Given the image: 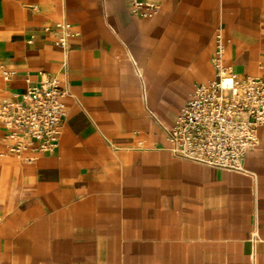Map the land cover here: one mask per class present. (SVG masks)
Segmentation results:
<instances>
[{
    "label": "crops",
    "instance_id": "1",
    "mask_svg": "<svg viewBox=\"0 0 264 264\" xmlns=\"http://www.w3.org/2000/svg\"><path fill=\"white\" fill-rule=\"evenodd\" d=\"M137 1L159 9L0 0V102L40 72L66 89L54 151L0 142V264H264V125L242 171L179 159L165 136L215 78L216 32L225 67L264 75V0Z\"/></svg>",
    "mask_w": 264,
    "mask_h": 264
},
{
    "label": "built area",
    "instance_id": "2",
    "mask_svg": "<svg viewBox=\"0 0 264 264\" xmlns=\"http://www.w3.org/2000/svg\"><path fill=\"white\" fill-rule=\"evenodd\" d=\"M133 14L151 17L156 2L129 0ZM56 45L69 48V25H58ZM224 43L215 33L211 58L215 78L195 85L173 125L165 129L170 153L183 160L229 171H242L247 151L258 143L264 125V75L239 77L223 64ZM40 79L12 99L0 102V142L6 151L34 161L54 151L65 114L66 89L56 75Z\"/></svg>",
    "mask_w": 264,
    "mask_h": 264
}]
</instances>
